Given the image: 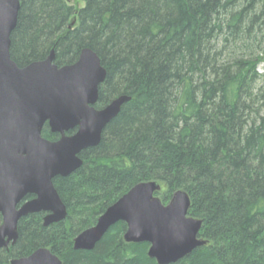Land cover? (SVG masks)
I'll list each match as a JSON object with an SVG mask.
<instances>
[{"label": "trees", "instance_id": "trees-1", "mask_svg": "<svg viewBox=\"0 0 264 264\" xmlns=\"http://www.w3.org/2000/svg\"><path fill=\"white\" fill-rule=\"evenodd\" d=\"M11 57L24 68L52 51L59 67L85 49L107 71L96 109L130 97L82 152V167L54 186L67 219L23 218L0 264L48 248L62 264H157L148 243H126L125 223L92 251L74 239L140 183L168 204L191 201L206 245L176 264H264V0H19ZM43 138L60 136L48 125ZM2 216L0 215V225Z\"/></svg>", "mask_w": 264, "mask_h": 264}, {"label": "water", "instance_id": "water-1", "mask_svg": "<svg viewBox=\"0 0 264 264\" xmlns=\"http://www.w3.org/2000/svg\"><path fill=\"white\" fill-rule=\"evenodd\" d=\"M20 10L19 0H0V249L16 244L19 222L29 215L44 213V227L67 219L54 180L82 167V152L101 143L107 125L131 99L121 96L96 109L107 71L90 49L73 65L59 67L52 51L46 60L20 68L11 57ZM46 125L58 141L43 138ZM160 191L157 182L136 185L74 239V250L92 251L121 222L127 226L124 241L148 243V256L157 264H176L205 246L202 221L189 216L188 194L176 191L164 204L155 196ZM11 264L62 262L40 248Z\"/></svg>", "mask_w": 264, "mask_h": 264}, {"label": "rangeland", "instance_id": "rangeland-1", "mask_svg": "<svg viewBox=\"0 0 264 264\" xmlns=\"http://www.w3.org/2000/svg\"><path fill=\"white\" fill-rule=\"evenodd\" d=\"M67 2H68V5L73 6L77 11L85 6L83 0H67ZM260 69L264 71V63L261 64ZM161 191H162V188H161Z\"/></svg>", "mask_w": 264, "mask_h": 264}, {"label": "bare ground", "instance_id": "bare-ground-1", "mask_svg": "<svg viewBox=\"0 0 264 264\" xmlns=\"http://www.w3.org/2000/svg\"><path fill=\"white\" fill-rule=\"evenodd\" d=\"M74 246V245H73ZM74 248V247H73Z\"/></svg>", "mask_w": 264, "mask_h": 264}]
</instances>
